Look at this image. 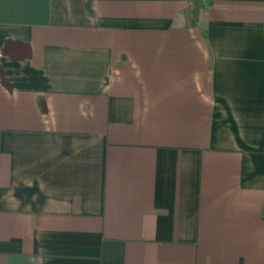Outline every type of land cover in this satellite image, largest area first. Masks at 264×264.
Masks as SVG:
<instances>
[{"label":"crops","instance_id":"0c3cea01","mask_svg":"<svg viewBox=\"0 0 264 264\" xmlns=\"http://www.w3.org/2000/svg\"><path fill=\"white\" fill-rule=\"evenodd\" d=\"M0 264H264V0H0Z\"/></svg>","mask_w":264,"mask_h":264},{"label":"trees","instance_id":"16d2710c","mask_svg":"<svg viewBox=\"0 0 264 264\" xmlns=\"http://www.w3.org/2000/svg\"><path fill=\"white\" fill-rule=\"evenodd\" d=\"M191 1H196V0H191ZM60 3H53V9H52V12H53V20H54V22H56V23H60L61 25L62 24H67L68 25V23L70 22L69 20H62L61 21V19L59 18V21H58V19H56L57 17V13L59 12V11H61L62 12V16H63V13H64V11H66V9H65V7H63V6H60L59 5ZM60 12V13H61ZM59 17H60V15H59ZM62 18V17H61ZM78 21V20H77Z\"/></svg>","mask_w":264,"mask_h":264}]
</instances>
